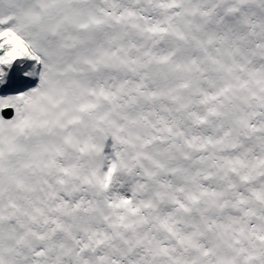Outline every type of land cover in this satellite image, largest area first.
<instances>
[{"label": "snow or ice", "instance_id": "obj_1", "mask_svg": "<svg viewBox=\"0 0 264 264\" xmlns=\"http://www.w3.org/2000/svg\"><path fill=\"white\" fill-rule=\"evenodd\" d=\"M0 264H264V0H0Z\"/></svg>", "mask_w": 264, "mask_h": 264}]
</instances>
